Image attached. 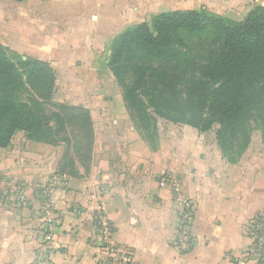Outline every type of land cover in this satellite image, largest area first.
<instances>
[{
  "label": "crops",
  "instance_id": "obj_1",
  "mask_svg": "<svg viewBox=\"0 0 264 264\" xmlns=\"http://www.w3.org/2000/svg\"><path fill=\"white\" fill-rule=\"evenodd\" d=\"M257 5L264 0H0V45L50 65L52 100L87 113L93 151L80 169L66 142L19 130L0 147V178L23 196L10 205L0 194V264H32L49 230L53 264H115L129 253L137 264H252L243 226L264 213L263 133L255 130L235 160L219 147L216 127L161 119L149 142L109 60L117 36L160 14L207 9L243 21ZM192 205L197 245L180 254L172 239Z\"/></svg>",
  "mask_w": 264,
  "mask_h": 264
},
{
  "label": "trees",
  "instance_id": "obj_2",
  "mask_svg": "<svg viewBox=\"0 0 264 264\" xmlns=\"http://www.w3.org/2000/svg\"><path fill=\"white\" fill-rule=\"evenodd\" d=\"M110 49L109 67L149 142L157 141L161 119L202 132L217 126L219 147L235 160L249 146L253 123L264 126V6L235 22L207 9L163 13L121 33ZM13 55L16 64L0 65V147L8 146L19 130L31 140L57 143L46 139L50 127L40 124L47 103L78 111L80 127L90 134L85 111L53 102L56 76L50 65ZM28 88L39 95L23 94ZM238 142L244 150L232 158L227 150Z\"/></svg>",
  "mask_w": 264,
  "mask_h": 264
},
{
  "label": "built area",
  "instance_id": "obj_3",
  "mask_svg": "<svg viewBox=\"0 0 264 264\" xmlns=\"http://www.w3.org/2000/svg\"><path fill=\"white\" fill-rule=\"evenodd\" d=\"M22 188L15 185L13 181L0 178V194L1 197L7 200L10 205L14 202L23 200L21 194ZM195 206L187 208L179 217L177 233L172 240L173 247L180 254L190 253L197 242L192 236V219ZM243 234L251 241V245L246 249L244 255L252 264H264V213H259L252 219L247 221L243 226ZM52 230H49L44 236V246L40 248L34 256L32 264H53V239ZM225 258L231 263L235 262V258L231 253H227ZM117 264H133L128 258V255L120 256L117 259Z\"/></svg>",
  "mask_w": 264,
  "mask_h": 264
},
{
  "label": "rangeland",
  "instance_id": "obj_4",
  "mask_svg": "<svg viewBox=\"0 0 264 264\" xmlns=\"http://www.w3.org/2000/svg\"><path fill=\"white\" fill-rule=\"evenodd\" d=\"M209 13L215 15L218 18H222L226 21L229 22H235L233 20H231L230 18H227L223 15H219L216 14L210 10H207ZM151 22V21H150ZM113 44V42H112ZM111 44V46H112ZM111 48V47H110ZM11 61L10 63H14L16 64L18 62V59L13 55V53L9 52V51H5L0 49V65L3 62H8ZM111 70V68H110ZM112 74L114 75L113 71L111 70ZM120 87V86H119ZM29 90H27L26 92H24L23 94L28 95H32V93H37V95H39V91H37L36 89L32 88H28ZM121 89V87H120ZM122 94H123V90L121 89ZM40 92L42 93V91L40 90ZM30 106V105H29ZM34 106V104H31V107ZM132 107L136 110V108L132 105ZM152 111V110H150ZM152 113V112H151ZM80 113L78 111H75L74 109H62L54 104H46L45 109L42 113L41 116V123L40 124H44V126H48L50 127L48 133L45 135L46 139L50 140V141H54V142H67L70 143V149H69V157L71 156L74 158H77L81 161L82 166H80L79 168H87V163L90 161L91 157H93V151L90 148L89 143L90 139H92V134H88L86 131H84L81 127H80V122L79 119H77V115H79ZM47 115V118H46ZM170 119H174L173 117L176 116H172L171 114H169ZM253 117H259V114L253 113ZM262 117V116H261ZM167 121V120H166ZM144 122L146 124L149 123V125H153V123L151 122V120H147L144 119ZM170 122V121H168ZM172 123V122H170ZM256 127V130H260L262 133L264 132V126L262 127L261 124H255L253 123ZM258 125V126H257ZM217 128V126H216ZM33 130H36V127L33 128ZM36 134V133H35ZM264 135V133H263ZM38 136V135H37ZM69 141V142H68ZM231 141V140H230ZM235 149L231 150H227V154H229L232 158H236L238 157V155L244 150V145L240 142L236 143V146H234ZM231 148V147H230ZM100 203V202H99ZM102 204H99V207H101ZM107 229V237L109 236L110 230ZM175 237V236H174ZM173 237V239H174ZM172 239V240H173ZM119 258V257H118ZM117 258V259H118ZM128 258L133 262V264H137L134 261L133 256L129 253L128 254ZM118 262L116 261L115 264H117ZM120 264V262H119Z\"/></svg>",
  "mask_w": 264,
  "mask_h": 264
}]
</instances>
